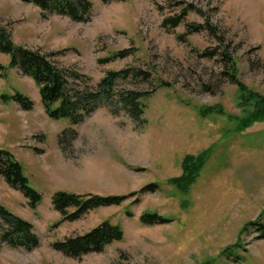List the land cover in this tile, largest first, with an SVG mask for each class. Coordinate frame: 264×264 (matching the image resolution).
Segmentation results:
<instances>
[{"label":"rangeland","instance_id":"rangeland-1","mask_svg":"<svg viewBox=\"0 0 264 264\" xmlns=\"http://www.w3.org/2000/svg\"><path fill=\"white\" fill-rule=\"evenodd\" d=\"M90 1V21L76 23L58 15L44 19L39 8L20 0H0V25L16 44L60 52L52 57L60 68L77 70L94 85L109 71L135 68L152 72L151 80L121 83L120 89L168 86L145 101L146 123L101 107L61 143L70 121L50 119L35 82L9 69L10 57L0 54L5 67L0 97L20 92L34 102L25 111L0 98V122L7 127L0 148L13 153L43 198L32 210L0 179V203L31 222L40 237L32 252L3 247L0 264H264V239L253 229L241 232L249 222L264 223V121L243 128L237 119L240 92L225 74L223 48L209 31L179 38L187 33L186 24L209 21L229 47L238 78L264 98V0ZM191 4L198 12H189L185 23L173 30L163 27L164 19ZM213 50L218 52L214 58L202 56ZM120 51L128 56L101 63ZM207 107L219 112L204 117L201 110ZM203 154L194 182L170 183L182 176L186 156ZM151 183L160 188L141 196L138 204L133 198L50 229L61 218L51 200L58 191L125 195ZM146 211L174 221L142 225L139 218ZM104 220L121 225L124 237L102 253L73 259L52 248L53 242Z\"/></svg>","mask_w":264,"mask_h":264},{"label":"trees","instance_id":"trees-1","mask_svg":"<svg viewBox=\"0 0 264 264\" xmlns=\"http://www.w3.org/2000/svg\"><path fill=\"white\" fill-rule=\"evenodd\" d=\"M25 4H33L41 10L42 17L48 19L51 15L67 17L76 23H87L93 14V3L90 0H20ZM104 4L115 1L127 0H101ZM189 12H198L192 4L188 5L174 16L163 21V27L176 29L185 23ZM187 33L179 36L184 39L186 35L209 31L223 48L221 52L228 71L225 73L238 87L240 92L239 107L242 108V115L237 119L242 122L243 128L255 121H264V98L249 89L238 78L236 61L228 53L229 47L224 44V39L218 34L216 27L209 21L205 24H186ZM57 53L46 54L40 50L31 49L16 44L10 31L0 25V54L10 57L9 69H17L24 76L31 78L39 88L41 102L45 114L53 120L67 119L71 127L65 129L60 135L61 143L66 141L68 136L75 135L73 126L83 123L95 110L101 107H108L114 115L125 112L135 124L146 123L144 118L148 100L161 86H168L160 82L151 91L125 90L120 89L121 83L150 81L152 72L141 69L128 68L121 71H109L97 83L92 84L91 79L74 69L60 68L52 59ZM218 52L213 50L205 52L202 56L214 58ZM128 53L120 51L111 58L101 60V63L126 58ZM5 67H0L4 69ZM4 103L15 102L23 110L31 111L34 102L24 94L15 92L13 95H1ZM219 112L215 107H207L201 110V115L206 117L212 113ZM236 120V119H234ZM43 152L40 149H34ZM204 154L201 156H186L183 162V174L179 178L171 179L170 183L180 187L194 182L204 163ZM0 178L12 189L20 192L27 200V205L32 210H37L42 202V195L31 187L28 178L24 173L22 164L16 159L12 152L0 148ZM157 183H151L138 191L125 195H98V194H77L65 191H58L53 194L52 206L60 214V220L50 229L57 228L65 222H76L90 212L106 207L121 206L124 202L135 199L138 204L140 197L147 193H155L159 189ZM128 216H132L128 212ZM140 223L145 226H160L172 223L157 212L146 211L141 214ZM253 229L259 233V239H264V223L261 219L247 223L242 233ZM124 237V230L121 225L114 224L110 220H104L91 230L68 237L64 240H57L52 243V248L66 257L81 259L92 253H102L105 248L114 242H119ZM40 246V237L36 233L33 224L8 210L0 203V250L3 247L11 249H23L32 252ZM225 252V251H224Z\"/></svg>","mask_w":264,"mask_h":264},{"label":"crops","instance_id":"crops-1","mask_svg":"<svg viewBox=\"0 0 264 264\" xmlns=\"http://www.w3.org/2000/svg\"><path fill=\"white\" fill-rule=\"evenodd\" d=\"M0 114H1V108H0ZM2 118H0L1 120ZM5 128L7 130V127L1 125V122H0V144H1V136L4 135L7 131H5ZM1 179V178H0ZM3 180V179H2ZM4 181V180H3Z\"/></svg>","mask_w":264,"mask_h":264}]
</instances>
